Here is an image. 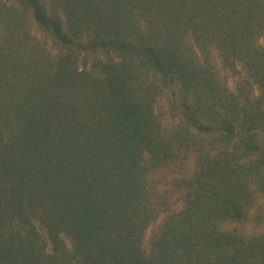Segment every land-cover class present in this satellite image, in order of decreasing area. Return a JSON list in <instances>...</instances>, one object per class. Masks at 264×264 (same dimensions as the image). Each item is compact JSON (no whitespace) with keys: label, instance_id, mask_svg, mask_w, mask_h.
Instances as JSON below:
<instances>
[{"label":"trees","instance_id":"16d2710c","mask_svg":"<svg viewBox=\"0 0 264 264\" xmlns=\"http://www.w3.org/2000/svg\"><path fill=\"white\" fill-rule=\"evenodd\" d=\"M263 40L264 0H0V264H264Z\"/></svg>","mask_w":264,"mask_h":264},{"label":"rangeland","instance_id":"374dc122","mask_svg":"<svg viewBox=\"0 0 264 264\" xmlns=\"http://www.w3.org/2000/svg\"><path fill=\"white\" fill-rule=\"evenodd\" d=\"M6 1H9V0H6ZM44 2H48V0H44ZM41 35H43V34H41ZM98 54H99V56L104 57L103 51H101V52L99 51ZM95 55L96 54H94V53L89 54L88 60L89 61L92 60L95 57ZM81 60H83V58H81ZM82 63H83V61L80 64H82ZM216 63H218V61ZM225 73L226 74H224V73H222V74H224L225 79L227 80V83L229 84V87L236 86L237 78L232 77V74L229 73L228 71H226ZM221 76H223V75H221ZM171 97H172V95L170 94V91H167L166 93H164V95H162L160 97V101L156 106V111L160 115H163V117H164V124L165 125H172V121H173V115H172L171 110H173V107H174V100ZM177 103H178V101H177ZM176 121H177V119L174 122H176ZM263 201H264V199H263ZM39 228H40L43 236L46 238L47 235H46L45 230H43L40 226H39ZM149 235H150V230H149V233L147 234L145 244L148 242ZM67 243H68V246L71 247V244L68 241H67Z\"/></svg>","mask_w":264,"mask_h":264}]
</instances>
